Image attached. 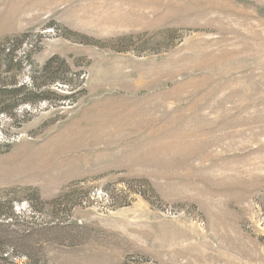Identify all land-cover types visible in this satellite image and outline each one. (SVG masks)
<instances>
[{"label":"rangeland","instance_id":"obj_1","mask_svg":"<svg viewBox=\"0 0 264 264\" xmlns=\"http://www.w3.org/2000/svg\"><path fill=\"white\" fill-rule=\"evenodd\" d=\"M0 264H264V0H0Z\"/></svg>","mask_w":264,"mask_h":264},{"label":"trees","instance_id":"obj_2","mask_svg":"<svg viewBox=\"0 0 264 264\" xmlns=\"http://www.w3.org/2000/svg\"><path fill=\"white\" fill-rule=\"evenodd\" d=\"M24 90H25V88H20V89H19V91H24Z\"/></svg>","mask_w":264,"mask_h":264}]
</instances>
